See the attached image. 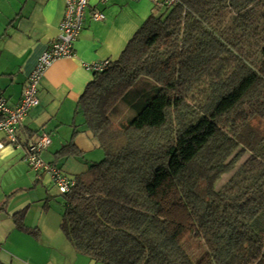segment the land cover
<instances>
[{"label": "trees", "instance_id": "obj_1", "mask_svg": "<svg viewBox=\"0 0 264 264\" xmlns=\"http://www.w3.org/2000/svg\"><path fill=\"white\" fill-rule=\"evenodd\" d=\"M106 61L77 103L103 157L60 193L67 240L94 264H264V0L154 4Z\"/></svg>", "mask_w": 264, "mask_h": 264}, {"label": "crops", "instance_id": "obj_2", "mask_svg": "<svg viewBox=\"0 0 264 264\" xmlns=\"http://www.w3.org/2000/svg\"><path fill=\"white\" fill-rule=\"evenodd\" d=\"M137 6L133 0H91L73 56L47 69L37 87L39 103L17 126L16 143L0 134V264H94L60 229L61 194L48 174L31 169L24 156L30 138L46 133L51 142L41 158L70 177L103 157L77 110L92 79L85 65L120 54L144 19ZM94 9L103 12V20L91 18ZM63 12L64 0H0V89L9 104L20 100L26 78L58 34ZM68 143L75 152L60 153ZM21 211L28 231L16 226L15 215Z\"/></svg>", "mask_w": 264, "mask_h": 264}, {"label": "built area", "instance_id": "obj_3", "mask_svg": "<svg viewBox=\"0 0 264 264\" xmlns=\"http://www.w3.org/2000/svg\"><path fill=\"white\" fill-rule=\"evenodd\" d=\"M91 0H64V12L58 24V34L50 47L38 58L31 73L26 78L20 100L16 104H9L0 89V134L9 144L16 143V130L20 122L28 115L29 111L39 103L37 87L47 69L58 59L72 57L74 43L82 29L86 9ZM106 3L109 0H96ZM157 7L173 5L178 0H152ZM93 20H103L104 14L98 9L91 11ZM107 64L106 60L86 64L90 71H100ZM50 137L46 133L34 135L30 138L24 160L27 165L37 172L47 173L52 184L59 193H68L75 185V179L68 176L55 163L44 161L40 154L50 145Z\"/></svg>", "mask_w": 264, "mask_h": 264}, {"label": "rangeland", "instance_id": "obj_4", "mask_svg": "<svg viewBox=\"0 0 264 264\" xmlns=\"http://www.w3.org/2000/svg\"><path fill=\"white\" fill-rule=\"evenodd\" d=\"M133 1L134 3L138 4L137 6L138 13L144 15L143 17L144 19H142L141 21V24H142V22L152 13L154 9V2L152 0H133ZM229 176H230L229 174L222 176L218 184L224 183L228 179ZM184 245L188 248L190 252H193L196 254L198 253V256L192 257L194 258V260L198 259L202 255L203 244L198 239H195L194 237H191V236H187V238L183 242V246Z\"/></svg>", "mask_w": 264, "mask_h": 264}]
</instances>
